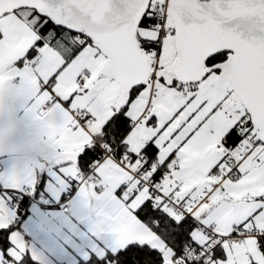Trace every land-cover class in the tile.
<instances>
[{
	"label": "snow or ice",
	"instance_id": "6c2138e0",
	"mask_svg": "<svg viewBox=\"0 0 264 264\" xmlns=\"http://www.w3.org/2000/svg\"><path fill=\"white\" fill-rule=\"evenodd\" d=\"M0 264H264V0H0Z\"/></svg>",
	"mask_w": 264,
	"mask_h": 264
},
{
	"label": "crops",
	"instance_id": "0c3cea01",
	"mask_svg": "<svg viewBox=\"0 0 264 264\" xmlns=\"http://www.w3.org/2000/svg\"><path fill=\"white\" fill-rule=\"evenodd\" d=\"M0 158H2V157H0Z\"/></svg>",
	"mask_w": 264,
	"mask_h": 264
}]
</instances>
